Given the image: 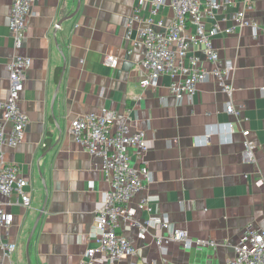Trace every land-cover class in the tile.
I'll list each match as a JSON object with an SVG mask.
<instances>
[{
  "label": "crops",
  "instance_id": "crops-1",
  "mask_svg": "<svg viewBox=\"0 0 264 264\" xmlns=\"http://www.w3.org/2000/svg\"><path fill=\"white\" fill-rule=\"evenodd\" d=\"M12 2L0 0V104L8 97V65L16 54L9 30ZM78 4L36 0L29 16L24 53L32 65L20 103L30 124L24 141L4 152L29 181L32 205L10 204L14 198L0 194L13 215L9 233L1 231L0 237L18 244L5 264H83L86 251L97 246L90 231L110 178L102 172L100 157L76 141L71 124L80 115L106 111L116 113V124L145 131L151 144L142 156L130 148L132 164L147 165L154 176L131 201L137 207L142 197L154 198L151 210L140 211L137 218H167L194 240L213 242L190 249L172 243L164 258L156 229L150 228L144 239L137 230L128 231L138 255L107 264H226L248 227L264 228V36L255 38L245 27L214 38L221 58L234 64L232 100L242 106L236 116L226 111L230 98L213 79L201 82L193 99L183 100L171 93L168 75L156 85L141 86L143 23L128 31L138 0H80L77 10ZM243 5L244 0H233L215 19L207 17V26L216 20L224 28L232 25ZM150 13L149 8L141 15ZM173 16L167 0L155 19L169 25ZM248 16L264 25V0H253ZM108 55L118 58L117 66L105 62ZM189 56L212 67L203 49H193ZM208 131L207 141L197 142ZM247 140L257 145L252 162L243 155ZM259 179L262 185L256 183Z\"/></svg>",
  "mask_w": 264,
  "mask_h": 264
},
{
  "label": "built area",
  "instance_id": "built-area-1",
  "mask_svg": "<svg viewBox=\"0 0 264 264\" xmlns=\"http://www.w3.org/2000/svg\"><path fill=\"white\" fill-rule=\"evenodd\" d=\"M35 2L36 0L12 2L9 30L16 54L8 65V97L0 104V194L9 199L14 198V201H9L10 204H21L26 208L32 205L31 192L27 190L29 181L22 176L17 164L7 161L4 148L18 147L24 141L30 124V118L22 109L20 101L25 88V74L32 65V60L24 53V49L29 41V16ZM166 2L167 0H138L128 21L129 33L137 22L143 23L139 35L145 45L146 54L139 66L142 73L141 86L156 85L164 75H168L171 78V93L178 100H183L193 99L198 85L213 79L230 98L226 111L239 116L242 106L234 104V86L230 82L234 64L231 60L221 58L214 38L222 33H236L245 27L251 28L255 38L264 36V25L248 16L253 8V0H244L243 8L232 17L233 24L225 28L217 20L208 27L206 18L215 19L216 12L227 8L233 0H170L174 16L169 25L162 19H155L161 5ZM149 8L150 16L143 18L141 13ZM193 49L204 50L212 65L210 69L204 67L197 57L189 56ZM105 62L117 66L119 60L108 55ZM116 119L114 111H106L80 115L71 124V132L76 141L90 154L100 157L102 172L110 178L109 190L96 205L95 222L90 231V237L97 246L86 251L83 264L118 263L138 255V248L125 234L133 230H137L139 238L144 239L150 228L156 229V244L164 258L169 255V246L172 243L188 249L194 245L213 243L209 240H194L187 230L176 227L167 218L154 214L143 221L137 218L140 211L151 210L154 198L142 197L137 207L132 206L131 201L143 190L144 182H152L154 176L147 165L136 167L132 164L130 148H135L142 156L151 144L145 131L133 129L126 122L116 124ZM210 134L208 131L203 136L204 139L197 138V142L207 141ZM256 149V143L247 140L244 159L252 162ZM256 183L262 185L263 180L259 179ZM12 223L13 215L0 200V232L8 234ZM17 249L16 242L0 237V264L10 261ZM162 264L171 263L164 260ZM226 264H264V228L248 227L239 237L234 257Z\"/></svg>",
  "mask_w": 264,
  "mask_h": 264
},
{
  "label": "water",
  "instance_id": "water-1",
  "mask_svg": "<svg viewBox=\"0 0 264 264\" xmlns=\"http://www.w3.org/2000/svg\"><path fill=\"white\" fill-rule=\"evenodd\" d=\"M79 6H80V0H79V4H78V8H77V10L79 9ZM77 10H76V11H77ZM75 14H76V12H74V13L72 14V16H74ZM72 16H70V17H72ZM65 19H66V18L61 19V20L58 22V26L62 25V23L65 21ZM38 221H39V219H37V221H36V223H35V225H34V229H33V231H32V234H31V236H30V238H29V240H28V243H27V248H28V250H29V248H30V244H31L32 236H33L34 230H35L36 227H37ZM29 264H31V261H30V260H29Z\"/></svg>",
  "mask_w": 264,
  "mask_h": 264
}]
</instances>
